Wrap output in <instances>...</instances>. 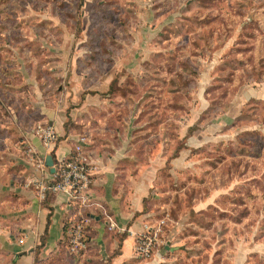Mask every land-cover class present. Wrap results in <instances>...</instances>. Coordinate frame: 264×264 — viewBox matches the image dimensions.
I'll return each mask as SVG.
<instances>
[{"label":"rangeland","instance_id":"obj_1","mask_svg":"<svg viewBox=\"0 0 264 264\" xmlns=\"http://www.w3.org/2000/svg\"><path fill=\"white\" fill-rule=\"evenodd\" d=\"M107 74L127 100L107 124L131 118L136 156L168 160L146 201L158 264H264V0H0L5 132L69 77Z\"/></svg>","mask_w":264,"mask_h":264},{"label":"crops","instance_id":"obj_2","mask_svg":"<svg viewBox=\"0 0 264 264\" xmlns=\"http://www.w3.org/2000/svg\"><path fill=\"white\" fill-rule=\"evenodd\" d=\"M143 64L137 60L120 66L130 72ZM67 82L70 87L56 95L58 102L45 103L36 97L26 103L31 111L18 110L17 114L15 105H8L14 124L6 132L0 128V264H158L161 257L156 251L149 260L137 257L136 234L150 217L145 201L168 160L159 145H145L141 158L136 156L134 138L142 130L131 118L123 124H107V117L114 119L118 105L122 108L127 102L126 94L109 93L112 84L126 91V82L114 83L109 74L88 85L77 76ZM38 124L56 133V160L68 157L83 140L93 170L89 203L84 209L90 244L80 256L61 249L70 223L68 196L48 195L40 202L35 188L28 186L30 180L41 176L36 160L45 161L49 155L37 136ZM9 131L14 139L11 143ZM146 148L152 149L151 155ZM110 220L117 229L108 230Z\"/></svg>","mask_w":264,"mask_h":264},{"label":"built area","instance_id":"obj_3","mask_svg":"<svg viewBox=\"0 0 264 264\" xmlns=\"http://www.w3.org/2000/svg\"><path fill=\"white\" fill-rule=\"evenodd\" d=\"M36 132L43 148L50 153L58 140L56 133L47 126H39ZM29 153H33L31 148ZM56 161L52 174L45 166L44 159H37L35 167L41 176L30 180L28 186L35 188L40 202H44L48 195L68 196L67 212L70 216L66 237L68 252L80 256L85 254L89 247L85 237L89 219L84 209L89 203L93 172L88 156L84 152L83 140L78 141L68 157ZM163 225V220L152 221L149 218L142 224L141 231L136 234L135 253L138 258L143 260L151 258L159 244ZM115 229L116 224L110 220L108 230Z\"/></svg>","mask_w":264,"mask_h":264},{"label":"trees","instance_id":"obj_4","mask_svg":"<svg viewBox=\"0 0 264 264\" xmlns=\"http://www.w3.org/2000/svg\"><path fill=\"white\" fill-rule=\"evenodd\" d=\"M48 127V126H47ZM190 133V131L188 132V134ZM59 142V139L57 140V142H56V144H55V146H54V148H53V150L49 153V155H51L52 157H53V159H54V163H56L57 161H56V158H55V150H56V148H57V143ZM148 199V198H147ZM147 199H146V201H147ZM146 201H145V204H146ZM85 237H86V240H87V243H88V246H89V244H90V240H89V236H88V230L86 229L85 230ZM39 248L40 247H38V250H39ZM89 248V247H88ZM62 250H65L66 251V253H69L68 252V242H67V239L62 243V248H61ZM69 255H71V256H74V255H72V254H70L69 253Z\"/></svg>","mask_w":264,"mask_h":264},{"label":"water","instance_id":"obj_5","mask_svg":"<svg viewBox=\"0 0 264 264\" xmlns=\"http://www.w3.org/2000/svg\"><path fill=\"white\" fill-rule=\"evenodd\" d=\"M45 166L50 170V172L53 174L55 169H54V159L51 155L46 156L45 158ZM168 250V247H166Z\"/></svg>","mask_w":264,"mask_h":264}]
</instances>
